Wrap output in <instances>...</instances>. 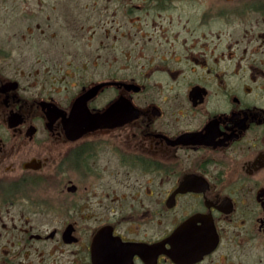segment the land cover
Here are the masks:
<instances>
[{"label": "flooded vegetation", "instance_id": "1", "mask_svg": "<svg viewBox=\"0 0 264 264\" xmlns=\"http://www.w3.org/2000/svg\"><path fill=\"white\" fill-rule=\"evenodd\" d=\"M76 1L73 78L0 69V264H264V0Z\"/></svg>", "mask_w": 264, "mask_h": 264}, {"label": "rangeland", "instance_id": "2", "mask_svg": "<svg viewBox=\"0 0 264 264\" xmlns=\"http://www.w3.org/2000/svg\"><path fill=\"white\" fill-rule=\"evenodd\" d=\"M53 2L0 0V69L6 74H12L15 68L20 67L25 72L32 71L31 77H35L37 82L46 84L54 77L62 76L66 81L73 78L69 76L70 69L58 68L54 63V46L67 44V36H50ZM38 22L44 30L42 34L36 29Z\"/></svg>", "mask_w": 264, "mask_h": 264}, {"label": "water", "instance_id": "3", "mask_svg": "<svg viewBox=\"0 0 264 264\" xmlns=\"http://www.w3.org/2000/svg\"><path fill=\"white\" fill-rule=\"evenodd\" d=\"M83 97H84V96L80 97L78 101H80V100H81V98H83ZM80 115H81V114H80Z\"/></svg>", "mask_w": 264, "mask_h": 264}]
</instances>
